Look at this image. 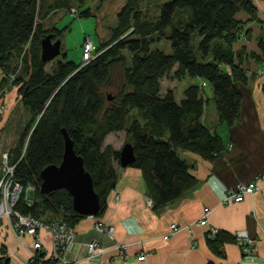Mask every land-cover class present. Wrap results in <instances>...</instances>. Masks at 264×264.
Segmentation results:
<instances>
[{"label": "trees", "instance_id": "obj_1", "mask_svg": "<svg viewBox=\"0 0 264 264\" xmlns=\"http://www.w3.org/2000/svg\"><path fill=\"white\" fill-rule=\"evenodd\" d=\"M88 1L0 0V86L16 75L19 101L31 116L11 157L15 178L25 187L16 208L72 227L87 218L75 211L72 194L66 189L41 192L42 171L63 161L64 129L93 178L101 202L98 216L106 211L118 181L115 164L120 165L121 150L106 145L107 137L118 132H125L126 143L133 144L136 161L131 166L142 171L153 208L161 211L197 184L179 149L207 160L225 150L222 138L202 122L209 102L204 88L213 90L220 121L234 126L241 120L240 86L255 78L244 67L246 53L234 49L245 36L247 22L258 18L253 0H171L153 17L146 16L143 4L155 0H100L94 12L81 11ZM60 10L96 18L97 34L108 37L87 64L66 56L43 61L46 35L63 42L64 32L46 25ZM108 13L116 16L115 26L105 24ZM240 13L250 19H239ZM163 39L171 42L172 54L153 47ZM250 56L264 65V44L261 54ZM51 62L55 63L49 68ZM171 73L176 79L189 76L200 81L185 90L181 102L173 90L162 93V81ZM29 187L34 188L31 203ZM207 238L218 254L226 242L235 241L222 230L213 237L209 231ZM0 251L9 259L5 245L0 244Z\"/></svg>", "mask_w": 264, "mask_h": 264}, {"label": "crops", "instance_id": "obj_2", "mask_svg": "<svg viewBox=\"0 0 264 264\" xmlns=\"http://www.w3.org/2000/svg\"><path fill=\"white\" fill-rule=\"evenodd\" d=\"M253 1L259 10L258 18L249 20L246 13L238 15L239 19L249 21L245 36L234 45L236 52L246 53L244 67L255 76L248 86H240L241 120L229 126L220 121L218 112L209 120L205 112L202 118L222 138L225 150L214 160H207L179 149L181 158L191 165L197 184L161 211L153 208L142 171L115 164L118 181L107 198L106 211L100 216L84 218L75 226L77 238L70 258L76 264H264V65L250 56L261 54V44H264V0ZM12 93L13 90L8 93L7 100ZM125 140V132L113 133L107 137L106 145L120 150L118 144ZM253 181L259 186L253 195H247L238 204L224 203L229 189ZM206 208L211 214L208 224L202 226L199 221ZM98 224L114 227L115 241L98 231ZM172 224L182 230L165 240ZM6 228L7 235L0 239V244H9L6 247L10 264H25L33 237L27 236L22 244L7 220ZM211 229L228 234L248 231L258 240L259 254L245 257L235 241L226 242L222 253H215L207 238ZM40 236L45 251L50 252V233L41 232ZM95 240L103 245V253L96 263L89 259V245ZM117 244L127 246L124 254L117 249ZM141 255H146V260L140 261Z\"/></svg>", "mask_w": 264, "mask_h": 264}, {"label": "built area", "instance_id": "obj_3", "mask_svg": "<svg viewBox=\"0 0 264 264\" xmlns=\"http://www.w3.org/2000/svg\"><path fill=\"white\" fill-rule=\"evenodd\" d=\"M76 13L74 10L73 13ZM93 42L91 39L86 41L84 46V60L90 62L95 57ZM16 75H12L8 80L9 87L14 86V80ZM202 86H206V83H202ZM3 159H0V224L7 220L11 231L18 236L21 243L24 244V240L27 236L33 237V245L30 249L28 260L25 264H76V261L70 258V253L76 242L77 234L75 227L70 226L63 220H52L50 222L43 221L31 214L24 215L17 210V204L20 200L22 193L24 192V185L15 178V168L9 159L7 153L3 154ZM259 190L257 181H253L248 184H239L238 186L228 190L224 203H241L244 201L247 195H253ZM31 203L32 201L29 200ZM211 214V210L206 208L202 219L199 224L206 226L208 224V218ZM97 230L104 232L108 237L115 241V229L109 225L98 224ZM182 228L177 224L171 225L170 235H166L165 240H169L171 235L181 231ZM219 229H211L210 236L213 237L217 234ZM41 232H48L52 239V250L46 252L43 244V240L40 236ZM236 243L240 246L242 253L245 257L258 255V240L251 237L248 231L241 230L234 234ZM117 249L121 253H125L127 246L117 244ZM103 253V245L100 241H93L89 245V259L92 262L99 260ZM5 256L0 251V264H6ZM140 261L146 260V255H141L138 258Z\"/></svg>", "mask_w": 264, "mask_h": 264}, {"label": "rangeland", "instance_id": "obj_4", "mask_svg": "<svg viewBox=\"0 0 264 264\" xmlns=\"http://www.w3.org/2000/svg\"><path fill=\"white\" fill-rule=\"evenodd\" d=\"M171 0H155V1H146L143 4L144 13L146 16H157L162 4ZM100 0H89L84 7H81L80 10H86L90 8L91 11H95L99 6ZM78 10V5L74 6ZM55 15L49 18L48 23L46 24L49 27H55L56 29L64 32L63 37V47H62V56H59L57 59H62L65 56L69 61L76 62L77 64H87L88 62L84 60V46L86 41L89 39L93 42L94 53L93 56L96 57L97 47L101 43L106 41L101 39L96 31V18L94 17H85L81 18L79 12H67L65 10L56 11ZM107 26H115L117 24V18L114 14L108 13L106 15ZM198 36H195V44L198 43ZM54 41V40H53ZM154 48L163 50L168 54H172V45L171 42L167 39L157 41L154 45ZM55 60V59H54ZM55 62H51L48 66L49 68ZM197 79H193L189 76L183 79L174 78L173 73L162 81V93L166 94L169 90H173L175 98L178 102H181L184 99L185 90L192 84L199 83ZM13 90L12 95L7 100V95ZM205 98L209 99V102L206 103L205 112L208 113V120L216 113L217 107L213 101V90L210 86H206L203 91ZM7 100V101H6ZM30 112L28 109L19 101L18 98V88L9 87L8 82L0 86V159H3V154L7 153L11 161L12 151L19 146L22 135L27 129V124L30 120ZM209 122V121H207ZM3 123V124H2ZM2 126V127H1ZM32 132V131H31ZM30 136H28L25 146L28 145ZM111 141V140H110ZM126 141L119 142L118 148L121 150L125 145ZM15 165V164H14ZM2 171L0 170V173ZM3 173V172H2ZM25 191V188H24ZM28 200L29 197H34V188L29 187L27 189ZM21 198V197H20ZM32 201V200H30ZM8 229L6 228V220L0 224V239H4L7 235ZM0 242H2L0 240ZM4 245V244H2ZM9 247V244H6ZM15 249V248H14ZM12 250V249H11ZM12 252V251H10ZM13 262V261H12ZM10 264V261H9Z\"/></svg>", "mask_w": 264, "mask_h": 264}, {"label": "water", "instance_id": "obj_5", "mask_svg": "<svg viewBox=\"0 0 264 264\" xmlns=\"http://www.w3.org/2000/svg\"><path fill=\"white\" fill-rule=\"evenodd\" d=\"M53 34L46 35L42 40V59L52 61L62 56L63 43L61 39L53 41ZM65 151L60 165H49L42 171L43 183L41 192L49 194L60 189L68 190L73 196L74 209L87 217H96L101 210L100 197L95 191L93 178L86 171L84 160L75 150V144L67 130H63ZM136 161L134 147L131 142L121 149L120 164L126 168ZM34 197H29L33 200ZM9 259L6 260V264Z\"/></svg>", "mask_w": 264, "mask_h": 264}, {"label": "flooded vegetation", "instance_id": "obj_6", "mask_svg": "<svg viewBox=\"0 0 264 264\" xmlns=\"http://www.w3.org/2000/svg\"><path fill=\"white\" fill-rule=\"evenodd\" d=\"M58 38H53L54 41H56Z\"/></svg>", "mask_w": 264, "mask_h": 264}]
</instances>
